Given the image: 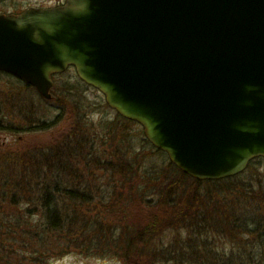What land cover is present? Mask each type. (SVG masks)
Here are the masks:
<instances>
[{"label": "water", "instance_id": "1", "mask_svg": "<svg viewBox=\"0 0 264 264\" xmlns=\"http://www.w3.org/2000/svg\"><path fill=\"white\" fill-rule=\"evenodd\" d=\"M74 66L199 180L264 157V0H67L0 13V71L51 98Z\"/></svg>", "mask_w": 264, "mask_h": 264}, {"label": "trees", "instance_id": "2", "mask_svg": "<svg viewBox=\"0 0 264 264\" xmlns=\"http://www.w3.org/2000/svg\"><path fill=\"white\" fill-rule=\"evenodd\" d=\"M76 85L79 90H84L86 84L79 79ZM26 86L31 87L27 84ZM64 89L71 88L64 85ZM70 100V105L65 102L67 111H60L61 114L51 121L37 112L30 116L32 112L29 111L32 110L23 112L24 109L21 108L25 120L23 125L15 124L9 117L11 113L2 112L0 109V132L7 131L14 136L18 131L26 135L55 129L67 119L65 115L71 120L66 133L63 132L53 143L36 145L37 147L25 150L0 149L1 152H8L5 151L3 155L7 154L13 159L6 161L12 168L8 163L6 165L5 160L2 163L6 168H0V182L3 183L0 186V264H4L3 261L10 255H16L17 244L24 235H27L30 243L32 240L33 245H37L38 234L34 235V238L31 232L26 230L30 224L28 222L31 221L28 217L32 208H37L35 213H43L44 224L49 226L53 235L59 233L63 237L71 236L79 239L80 243L85 241L81 238L86 229H91L94 236H97L93 228L96 224L86 223L82 215L76 214L77 208L67 211L62 205L66 200L71 204L80 201L81 206L83 203H91L89 194L93 193L92 187L83 190L73 186L63 187L60 184L63 173L66 179L81 181L83 178L80 173L92 169H106L112 177V183L118 180L117 174L123 175L122 182L127 183L129 191L140 188L141 195L147 198V203L152 206L150 209L158 212L160 208L162 213H166L163 218L160 215L154 216L150 222L138 226V230L143 228L142 230L148 231L150 235L138 231L134 233L137 229H131L129 226L121 229L119 236L124 248L135 247L140 238L164 233V230L159 232L158 229L163 228L164 219L165 223H171L169 227L187 229L193 235V243L190 248V242L186 239L176 242L170 239L167 242L161 240L162 264H190V261L196 264H264V176L260 171V174L254 175V179L245 176L251 166L257 167V164L259 166L264 163L263 157L253 159L243 173L221 180L194 179L172 162L169 164L171 170H159L156 167L152 169L151 166L144 165L139 153L142 147L137 148L134 142L130 141V128L127 125L136 122L118 114L116 120L122 119V123H95L79 97L72 96ZM72 101L75 102L71 103ZM101 144L105 149H101ZM80 166L82 167L79 169ZM114 166L116 168H113ZM6 171H13L16 177L13 179L11 175L10 179H3L1 176H4ZM176 172L184 180L170 182L169 175ZM150 182L151 185H148ZM157 203L160 206H156ZM19 205H27V209L22 210ZM11 207L19 213L12 215L9 210ZM21 221L25 224H21ZM15 228L22 230L15 231ZM215 235L222 240L220 243H224L218 244L214 249L209 241H212ZM102 237H98V245L94 243L97 238L86 240L88 244L82 243L84 246H81V250L90 251L102 246ZM71 245L77 244L73 241ZM35 250L37 246L30 252L31 257L33 256L31 263H39L37 259L42 258L46 264V258L54 256L55 253L54 249ZM105 252H111V249Z\"/></svg>", "mask_w": 264, "mask_h": 264}, {"label": "rangeland", "instance_id": "3", "mask_svg": "<svg viewBox=\"0 0 264 264\" xmlns=\"http://www.w3.org/2000/svg\"><path fill=\"white\" fill-rule=\"evenodd\" d=\"M64 2L65 0H0V11L20 12L28 7H52ZM53 80L54 85L51 88L52 96L51 98L47 99L43 95H41L35 87L26 86L24 80L0 71V109H2V112L8 111L9 113H11L9 117L15 121V124L20 123L23 125L25 123L24 114L21 113V108L24 109L23 112L32 110L29 111L32 112L30 116H32L34 112H37V114H42L46 119L51 121L53 120V118L55 119L59 114H61L60 111H67L65 102L70 105V98L72 96H77L86 106V111L89 112L91 120L95 123L103 122L107 124L113 121H116L117 123L123 122L122 119L116 120L118 116L117 111L107 104L105 96L98 89L89 85H84V90H79L78 88H76V82L77 80H79V78L74 68L68 69L66 72H63L61 74H56ZM64 85H67L71 89H64ZM73 102L75 101H72L71 103ZM64 117H66L67 119L69 118L66 115ZM67 119L59 123L57 127H55V129L53 128L49 131L31 132L26 135H24L22 131H18V134H16L15 136L11 135L7 131H1L0 149L8 148V150H25L26 148L29 149L30 147H37L36 145H48L49 143H53L63 132L64 134L66 133L67 128L69 127V124L71 122V120ZM128 126L130 128L128 130L131 136L130 141L134 142L137 148L142 147V151H139V153L143 158L142 160L144 162V165L151 166L152 169H155L156 167L159 170H171V166L169 165V157L166 153L157 151L155 147L147 140L144 128L138 123H131L127 125V127ZM90 141L91 140H88V142ZM129 144L133 145V143ZM101 145V149H105V146L103 144ZM5 151L6 150H4L3 152L0 151V168H6V166H4L2 163L3 160H5V163L7 160H13L11 159V157H9V155H3ZM7 163L9 164V162ZM9 166L10 168H12L11 164H9ZM256 166L257 167H254V165L251 166L245 173V176L254 179L257 174H260L259 171L262 173L261 175L264 176V163L260 164L259 166L257 164ZM81 167L82 166H80L79 169ZM113 168H116V166H114ZM105 170L92 169L84 173H80V177L84 179H81V181L66 179L63 173L62 180L60 182L63 187L73 186L81 188L83 190L84 188L89 189L92 187L93 193L89 194V202L91 203H83L81 206L80 201L71 204L68 200H66L67 202L63 203L62 205L63 207H66L67 211L71 210V208H77L76 214L82 215L86 223L91 222L92 224H96L93 228L95 232H97V236H94V232L90 231L91 229H86L84 236L81 238L85 241L80 243L79 239H74L71 236L63 237L59 233L53 235V232L49 230V226L46 225V223L44 224V221L42 219L43 213H35V209L37 208H32L33 212L31 211L28 217L29 219H31L28 224L30 223L32 226L29 224L26 230L30 231L33 237L34 235L38 234V237H36L38 238L37 245H33L34 241L32 240L30 243L27 239V235H24L22 237V240L17 244L18 250L16 252V255H10V257L7 260L5 259L3 263L45 264L42 258L37 259L39 263L35 261L31 263L33 256L31 257L30 252L37 246V250H40V248L49 250L54 249V256L51 255L47 257L46 264H126L127 260L124 256L126 253V248H124V245L121 243V237L119 236L121 229L129 226L131 229L135 228L138 230V226L140 224L150 222V220L152 219L151 217H157L160 215V217L163 218L165 217L163 214L166 213H162L163 211L160 208H158L157 210L159 214L153 209H150L152 206L147 203L148 199L144 198L141 195L140 188H135L134 190L129 191L127 183L125 184L122 182L123 175L117 174L118 180L115 183H112V177H110V173ZM44 171H46L47 173L46 169H44ZM12 172L13 171H11V173L10 171H6V174L1 177L3 179L5 177L8 180L12 175L14 179L16 177V174ZM169 176H171L170 182L173 183H176L177 179H179V182L184 180L179 177L177 172L172 173ZM51 181L52 180H50V182ZM187 182H189V180H187ZM2 184L3 183L1 181L0 186H2ZM35 184L36 182L34 180V185ZM148 185H151V182ZM85 192L88 193L87 191ZM158 197H155V199L159 200ZM156 206H160V204L157 203ZM19 208L25 210L27 209V205H19ZM9 210L10 213L14 216L19 213L15 212L16 210L13 207L9 208ZM162 220L164 226L162 229H158L159 231L164 230L165 232L160 233L159 237L155 238L156 241L163 240L167 242L169 239L171 240L172 238L180 237L178 233H175L178 231L175 230L181 228L175 229L169 227L168 225H171V223H165V220ZM20 223L25 224V222L23 221H21ZM34 225L38 226L35 227ZM84 228L85 226H83V229ZM14 230L18 231L22 229L15 228ZM181 233L184 234L185 232ZM100 236H103L102 239H104L102 246L90 251L81 250V246H84L82 243L88 244L86 240L89 241L97 238L94 243L98 245V237ZM105 236L107 239V244H105ZM212 238V241L209 242L214 249L218 246V244L224 243V241L223 243H220L222 240L220 241L219 236L215 235V237ZM180 240H183V235H181ZM73 241L76 242V246L71 245ZM144 241L145 243H147L149 241V238L137 242L136 246L138 248H141L142 250H135L134 254L130 256V258L132 257L134 258V260H138L139 263H143L144 261L151 262L153 260L152 258H154L152 257L154 252L151 251L150 244V247L148 246L147 249H143L141 247ZM96 245H92V247H96ZM110 249L111 252H105V250ZM115 252L119 254H116ZM190 264L196 263H192V261H190Z\"/></svg>", "mask_w": 264, "mask_h": 264}, {"label": "flooded vegetation", "instance_id": "4", "mask_svg": "<svg viewBox=\"0 0 264 264\" xmlns=\"http://www.w3.org/2000/svg\"><path fill=\"white\" fill-rule=\"evenodd\" d=\"M139 233H144L146 235H150L151 233H148V231H145V230H137ZM175 231H178V232H175V233H178L180 236L183 235V240L184 238L188 241V243L190 242V248L192 246V243H193V235L189 233V231H187V229H184V228H181V229H178V230H175ZM185 232L184 234H182L181 232ZM134 233H136V230L133 231ZM160 232V231H159ZM159 234L160 233H157L155 236H149L147 238H149V241L147 243H145V241L142 243L143 245L141 246L143 249H147V247L151 245V251H153V256L154 258H152L153 260L151 262H143V263H139L138 260H134V258H130L131 255L134 254L135 250H142L141 248H138L137 246H135L134 248H126V253H125V257H126V260H127V263L126 264H162V258H163V255H162V243H161V240L159 241H156L155 238L159 237ZM181 237H175V238H172L171 240H174L175 242L177 240H179ZM142 240L146 239V238H140ZM155 240V241H154ZM133 242H136L135 240H131ZM150 244V245H149ZM137 245V244H136ZM116 253V252H115ZM116 254H119V253H116Z\"/></svg>", "mask_w": 264, "mask_h": 264}]
</instances>
